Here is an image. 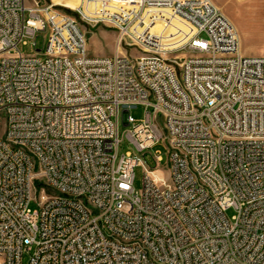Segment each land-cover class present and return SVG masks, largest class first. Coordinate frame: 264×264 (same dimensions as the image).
<instances>
[{"label":"built area","instance_id":"1","mask_svg":"<svg viewBox=\"0 0 264 264\" xmlns=\"http://www.w3.org/2000/svg\"><path fill=\"white\" fill-rule=\"evenodd\" d=\"M82 3L120 6L151 55L92 56L58 4L0 0V264H264V56L211 0ZM150 12L185 29L165 41Z\"/></svg>","mask_w":264,"mask_h":264},{"label":"rangeland","instance_id":"2","mask_svg":"<svg viewBox=\"0 0 264 264\" xmlns=\"http://www.w3.org/2000/svg\"><path fill=\"white\" fill-rule=\"evenodd\" d=\"M27 5L35 4H47L54 2L58 4V9L74 18L81 29L84 31L87 40L88 52L92 56H108L111 57L116 53L125 55L128 57H138L143 55H151L145 48L137 44L134 35H127L124 33L118 25L124 20L118 18L117 13L126 14L120 6L111 4V6H104V4H90L84 6L82 0H25ZM229 20L233 23L239 34L240 50L247 56H264V0H211ZM84 7V11L94 13L96 15L106 16V21L98 23H90L80 16L77 12L79 7ZM116 12V13H115ZM147 22L150 20L148 28L156 36L164 39H168L172 33L181 29L184 30V25L180 23L170 13L165 12H150L146 15ZM117 22V23H119ZM114 23V24H112ZM133 31L139 37L144 38L142 29L137 25L133 28ZM36 47L42 49L44 40L43 36L38 37L36 40ZM135 41V42H134ZM164 41L162 42V46ZM166 45V44H165ZM164 45V46H165ZM20 50L24 55H31L34 53L33 41H29L26 45H21ZM128 113L125 114L126 120ZM132 118V125H137L143 122L145 116V110L143 107H138L130 111ZM126 127L120 124V133L125 131ZM154 152H160L163 159L159 162L157 167L158 172L153 176L158 183L162 181H169V161L167 158V147L163 142L158 143ZM127 152H134L132 146L127 141H123L120 147V154ZM145 160V159H143ZM149 165L146 167L149 171L154 168L153 161L150 157L146 158ZM144 167L139 165L135 169V182L134 187L137 191H140L143 187ZM35 204H31V209H36Z\"/></svg>","mask_w":264,"mask_h":264}]
</instances>
